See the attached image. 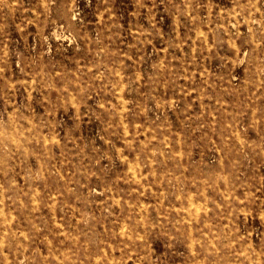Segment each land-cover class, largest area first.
I'll return each instance as SVG.
<instances>
[{"label":"rangeland","instance_id":"obj_1","mask_svg":"<svg viewBox=\"0 0 264 264\" xmlns=\"http://www.w3.org/2000/svg\"><path fill=\"white\" fill-rule=\"evenodd\" d=\"M0 264H264V0H0Z\"/></svg>","mask_w":264,"mask_h":264}]
</instances>
